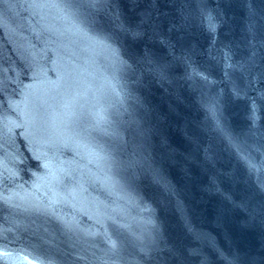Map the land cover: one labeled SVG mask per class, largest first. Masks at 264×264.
I'll return each mask as SVG.
<instances>
[{
	"label": "water",
	"instance_id": "1",
	"mask_svg": "<svg viewBox=\"0 0 264 264\" xmlns=\"http://www.w3.org/2000/svg\"><path fill=\"white\" fill-rule=\"evenodd\" d=\"M52 264H264V0H0Z\"/></svg>",
	"mask_w": 264,
	"mask_h": 264
}]
</instances>
